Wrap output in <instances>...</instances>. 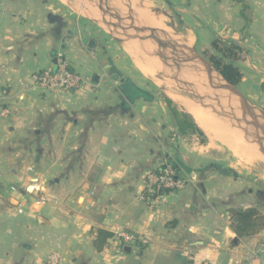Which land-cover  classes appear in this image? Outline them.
Segmentation results:
<instances>
[{
	"label": "crops",
	"instance_id": "obj_1",
	"mask_svg": "<svg viewBox=\"0 0 264 264\" xmlns=\"http://www.w3.org/2000/svg\"><path fill=\"white\" fill-rule=\"evenodd\" d=\"M119 3L150 31L141 5L204 47L217 36L236 44L237 89L264 107V0ZM89 5L100 13L87 0H0V264H45L54 253L65 264H264V186L196 157L190 147L205 134L178 132L130 52L84 14ZM60 54L87 79L82 88L22 87ZM164 159L186 189L141 201L145 173ZM249 210L263 226L239 237L232 212ZM101 231L111 236L99 251ZM121 231L148 243L117 252Z\"/></svg>",
	"mask_w": 264,
	"mask_h": 264
},
{
	"label": "rangeland",
	"instance_id": "obj_2",
	"mask_svg": "<svg viewBox=\"0 0 264 264\" xmlns=\"http://www.w3.org/2000/svg\"><path fill=\"white\" fill-rule=\"evenodd\" d=\"M61 1H63L64 3H67V4L69 3L70 4L71 2H77L79 0H61ZM87 1L90 2L91 4H93V2L94 3L99 2V0H87ZM113 2L116 3V5L118 7L121 6V9L120 10L122 11L121 12V15H123V18L125 17L126 20H129L133 16L131 14V12L128 11L127 7H124V5H122L121 3H119V0H111V3H113ZM113 7H115V6L113 5ZM89 8L90 9L87 12H84V14L87 17L90 18V16H94V15H92V14L89 15V13L92 12L93 14H95L96 11H93V9H94L93 6H90L89 5ZM117 9H119V8H117ZM97 16L98 17H95L94 16L95 18H92V19H94L95 21H97V23L100 24L102 27H105L101 13H99V14L97 13ZM167 16H168L167 12L163 11L162 12V15H161V19L164 18L163 19L164 21L163 20L162 21H163L166 29L169 31V33L176 39V41H180V42L181 41L182 42L183 41H188V40L190 41L191 40L190 38H192V40H191V47L190 48L194 49L208 63H210L209 62V59H211V57L213 55L214 56L219 55V53L217 52V50H216V48L214 46L215 44L219 48H226L229 45L233 44V43L227 44V43H225L223 41H220L219 38H218V36H217V38L215 39V41H216L215 44H212L211 43V44H208L206 47H204L201 44H198L196 42V40H195L196 37L195 36L188 37V35L181 33L180 32V29H178L177 27H173L174 26L173 25V22L174 21H171L170 22V20L168 19ZM136 20L138 22H140V19L139 18H136ZM105 28L107 29V27H105ZM107 30L108 31H111V29H109V28ZM136 30H137V28H135L134 26L133 27H128V25H125V26L123 25V26H121L120 29L118 28V31L120 32L121 35L123 33H125V32L127 34H129V35H137ZM151 31H152V34L155 35V32H153V30H151ZM107 34L110 37L114 38L112 35H110L109 32H107ZM158 34H160V33H158ZM119 37H120V35H119ZM122 37L124 38V40H120V42H122L124 45L127 43L125 46L131 48V52H130V55L132 56L131 59H134L135 56H139V54L140 55H142V54L147 55L146 51H144V50L142 51L141 50V47H144V45L146 44V40L145 39L140 40V39L132 38V40L128 41V40H125V39H127V37H124V36H122ZM226 41H230V40H226ZM167 42H170V41H167ZM137 43H140V45H138ZM142 43H143V45H142ZM139 48H140V50H139ZM147 50H151V48H147ZM134 53H137V54H134ZM172 58L173 57H172L171 52L169 50V59L171 60ZM156 61H157V64L159 66L162 65V63L160 62V59H156ZM155 77L154 78H147V84H148L150 90L152 91V92H148L149 93L148 96H149V98H152L154 96V99H156L158 102L159 101H162L163 102V106H164V108L167 111V113L165 115H166V117H168V119H173V118H172V116H171V114H170V112H169V110L167 108V105L165 104V98L166 97L169 98V99H171L173 101L174 105L176 107H178L181 111H184L185 112V109L183 108V106L181 104H179L178 102H176L172 98H170L169 94H171V92L174 95L177 94V96L187 97L189 99H193L194 101H196L198 103L200 102V99L191 97L192 95L191 96L187 95V93L184 92L183 88L180 87V86H186V85L177 86L176 84H174L175 82L173 84H171V82L174 81V79L171 78L172 77L171 65H170V70H169V72L167 74V77H165V74L163 72H157L156 75H155ZM165 78H167V82L165 81L166 80ZM204 85H206V84H203V86ZM198 86H202V84L201 85H198ZM201 88H206V89L214 92L213 93V98L209 100V102L211 103V106H212L211 108H209V111L212 114L216 115V117L218 119L223 120L225 123H228L232 128L238 129V130H241L242 128H245L247 126V123L245 124V126L244 125L243 126L237 125L236 124L237 119H236L235 116L233 117L234 119H231L235 123H233V122L229 121L228 119H226V116L228 117L227 114H230L229 116H233V115H231L232 112L228 110L229 107H226L225 111H222V110H224V108H222V106L225 105V104H229L228 103V101H229L228 94H226L222 90H220L219 95H221V93L223 92V96H221L222 99L219 100V99H217L216 92L214 91V89L210 85H206V86L201 87ZM187 89L189 91H192L194 93V96L197 97L198 89L195 90L192 87L191 88H187ZM236 89H237V87H236ZM246 94L247 93H245L244 96L251 102V104H253L254 106L258 107L259 109L264 110V107L258 106L254 102V100L251 97H248ZM220 103L222 104V106L220 105ZM199 104L201 105V103H199ZM201 106H203V105H201ZM165 119H167V118H165ZM239 128H241V129H239ZM242 132H244V131H242ZM246 135L248 137H250L251 142L254 145H256V150H258L259 148L257 147V144H255L253 142V138L250 135V133H249V135H248V133ZM188 139H189V141L191 143L194 138H188ZM210 140L211 139L206 134H205V137L204 138H197L196 137L194 139V141H193V144L194 145L193 146L191 145L190 148L192 149L193 153L196 155L197 158L204 159V161H206V162H203V163H207V165L217 164L218 166L221 167V169H227L228 167H231L233 169L232 172H235V173L239 174V176H241L242 178H244V180L252 181L255 185H259L261 187L264 186V160H256L252 164H247L245 162H242L223 143H221V142H213L211 140L213 142L212 143ZM249 144H251V143H249ZM237 213H238V211L232 212L233 217H235ZM230 223L232 225H234L233 221H231ZM261 227H262V223L260 225H258L257 230L261 229Z\"/></svg>",
	"mask_w": 264,
	"mask_h": 264
},
{
	"label": "bare ground",
	"instance_id": "obj_3",
	"mask_svg": "<svg viewBox=\"0 0 264 264\" xmlns=\"http://www.w3.org/2000/svg\"><path fill=\"white\" fill-rule=\"evenodd\" d=\"M139 4H140V2L139 3L137 2V6ZM141 6H140L141 12H140V10H138V12L144 19H146L149 27H153L155 29V36L156 37H159V38L162 37L163 40L170 41L171 43H175L176 45H179L180 47H182L186 50L190 49L191 40L190 41L188 40L187 41L188 43L185 41H183V42L182 41L181 42L176 41V39L166 29V27L163 23L164 18L163 19L159 18L160 20H157V18L155 19V17H153L152 14H150L149 12H146L144 7H141ZM134 7H135V5H134ZM119 9H121L120 6H119ZM93 11H96V13H95V17H96L98 12L95 9H93ZM90 14L94 15L93 13H90ZM158 33H160V34H158ZM116 37L118 40H124V38L121 36L120 37L116 36ZM125 40L130 41L132 39L127 38ZM137 44L140 45V43H137ZM142 45H143V43H142ZM134 54H137V53H134ZM165 57H166L165 61L164 60L160 61L162 63L161 66H159L157 64V61H156L157 58L152 57L150 55H145V54H142V55L139 54V56H135L134 62L136 64L137 68L141 71V73L143 75L147 76L148 78H154L157 72H163L165 74V77H167V74L170 70V65H171V72H172L171 78L174 79V81L171 82V84H173L175 82L174 84H176L177 86L186 85V86H180V87H182L185 91H187V93H189L191 95H194V93L192 91H189L187 88L192 87L195 90L198 89L197 97H199V99H200L199 103H201V105H203V106H201L198 102L191 100L187 97L177 96V94L174 95L172 92H171V94H169V93L168 94H169L170 98H172L174 101L178 102L179 104H181L183 106V108L185 109V112H187L188 114H190L192 116V118L197 123L199 128L201 130H203L205 132V134L213 142L223 143L242 162H245L247 164H252L256 160H264V147L261 149L257 148L258 150H256V145H254L251 142L250 137H248L246 135L247 133L249 135L250 131L253 130V128H251V126H248L249 125V123H248L249 119L246 115L235 116L237 119V122H236L237 125H241V126L244 125L245 126V124L247 123V126L245 128H242V127H241L242 129L239 128L242 131H244V132H241L237 129L232 128L228 123H225L223 120L218 119L216 117V115L212 114L209 111V108L212 107L209 100L213 98L214 92H212L206 88H201V87H204L206 85H210L214 89V91L216 92L217 99L221 100L222 99L221 96H223V92L228 94L225 91V89L223 88V86L221 85V83L219 81H217L216 79L211 78L212 75L209 72H207L205 69H200L198 67V73H197L195 71L196 65L192 64L193 62L192 63L191 62L185 63L183 65L180 63H177V61H174L173 58L171 60L169 59V52L166 53ZM175 63H176V66L174 65ZM165 79H166L165 81L167 82V78H165ZM201 84H202V86H198ZM203 84H206V85L203 86ZM220 90L223 91L221 93V95H219ZM228 103H229V101H228ZM220 105L222 106L221 103H220ZM234 106L238 107V105H234ZM226 107H229V104H225L222 106V108H224V109H226ZM233 117L234 116L228 115V117L226 116V119L235 123L234 121L231 120V119H234ZM254 130L256 131V133L258 135L257 136L258 142L260 144H263L264 143V137L262 136V134L264 133V130L260 129V127H257V126L255 127ZM249 143H251V144H249Z\"/></svg>",
	"mask_w": 264,
	"mask_h": 264
},
{
	"label": "water",
	"instance_id": "obj_4",
	"mask_svg": "<svg viewBox=\"0 0 264 264\" xmlns=\"http://www.w3.org/2000/svg\"><path fill=\"white\" fill-rule=\"evenodd\" d=\"M96 7L99 9L102 17L105 27L107 29H111V31H108L110 35L114 37L116 41L123 47V49L126 52H131V48H127L122 42H120L116 36H124L129 39L135 38V39H145L146 44L144 47H141V50L146 51L147 55H150L152 57H155L157 59H160V61L166 59V53L169 52V49L171 50V55L173 57L174 61H177V63L185 64L189 62H193L192 64H195V71L198 73V67L200 69H205L207 72H209L212 76L211 78L216 79L221 83L225 91L228 93V99H229V111L232 112L231 115L233 116H240V115H246L248 117V126H251L253 130L250 131V135L253 138V142L257 144V147L259 149L264 147V144H260L257 140V133L254 130L255 127H260V129L264 130V110L259 109L258 107L251 104V102L242 95L236 87L231 85L222 75L221 73L215 69L213 65L205 61L194 49L190 48L189 50H186L179 45H176L175 43H170L162 38L156 37L152 34L149 28H147L145 25L141 24L136 20L135 17H131L129 20H126L123 18L120 14H118L114 8L110 5L109 0H99V2L96 3ZM117 23V24H116ZM128 25V27H135L137 28L136 32L137 35H129L126 32L122 35L118 31V28L120 29L121 26ZM147 48H151V50H147ZM140 50V48H139ZM190 63V64H191ZM176 66V63L174 64ZM184 90V89H183ZM185 93L187 91L184 90ZM187 95L191 96V94L187 93ZM191 97L198 98L194 95ZM234 105H238V107H235ZM222 111H225L222 110ZM230 115V114H227ZM264 137V133L262 134ZM125 252L131 253L132 247H125Z\"/></svg>",
	"mask_w": 264,
	"mask_h": 264
},
{
	"label": "built area",
	"instance_id": "obj_5",
	"mask_svg": "<svg viewBox=\"0 0 264 264\" xmlns=\"http://www.w3.org/2000/svg\"><path fill=\"white\" fill-rule=\"evenodd\" d=\"M33 86L22 85L27 91L41 90L46 93L72 92L82 88L87 79L77 71L73 70L65 57L60 54L57 57V64L54 67L45 69L38 73ZM7 111L2 115L6 116ZM188 180L180 175L176 165L169 159H164L157 170L148 171L144 175V189L140 196L141 201L155 204L158 197L169 193H180L186 189ZM15 190V188H13ZM114 242L117 243V252H122L125 247L140 248L148 241L129 231L116 233ZM188 256L193 257L190 251ZM45 264H65L62 257L54 253Z\"/></svg>",
	"mask_w": 264,
	"mask_h": 264
},
{
	"label": "trees",
	"instance_id": "obj_6",
	"mask_svg": "<svg viewBox=\"0 0 264 264\" xmlns=\"http://www.w3.org/2000/svg\"><path fill=\"white\" fill-rule=\"evenodd\" d=\"M214 46L219 55H213L211 59H209V62L231 85L237 87L242 79V74L240 69L235 66L234 63L239 59L238 53L240 52V48L234 43L226 48H219L216 44ZM165 103L167 104L178 132L182 136H204V133L198 128L195 121L189 114L181 112L169 98H165ZM256 214L257 213L253 210L238 211L236 218L238 219L237 232L239 237H243L247 234L250 235L258 231L257 227L262 223V221H259L260 217H258V215L256 216ZM110 236L111 234L109 233L103 231L99 232L96 241L94 242L97 250H101L103 244H105L106 240Z\"/></svg>",
	"mask_w": 264,
	"mask_h": 264
}]
</instances>
